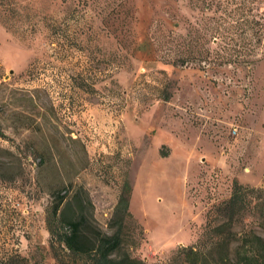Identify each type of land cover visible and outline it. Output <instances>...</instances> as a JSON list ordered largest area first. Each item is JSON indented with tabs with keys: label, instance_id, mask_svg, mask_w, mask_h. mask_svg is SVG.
Wrapping results in <instances>:
<instances>
[{
	"label": "rangeland",
	"instance_id": "1",
	"mask_svg": "<svg viewBox=\"0 0 264 264\" xmlns=\"http://www.w3.org/2000/svg\"><path fill=\"white\" fill-rule=\"evenodd\" d=\"M124 179L151 264L233 180L264 197V0H1L0 260L57 264L56 191L84 190L108 231Z\"/></svg>",
	"mask_w": 264,
	"mask_h": 264
},
{
	"label": "trees",
	"instance_id": "2",
	"mask_svg": "<svg viewBox=\"0 0 264 264\" xmlns=\"http://www.w3.org/2000/svg\"><path fill=\"white\" fill-rule=\"evenodd\" d=\"M129 190L124 179L105 222L108 231L94 221L92 203L84 190L54 193L44 219L57 264H151L131 251L141 226L129 210ZM230 190L226 199L206 212L195 241L176 246L167 262L157 264H264V238L250 227L235 228L245 212L256 214L264 227L261 189L233 180ZM25 263L19 254L0 260V264Z\"/></svg>",
	"mask_w": 264,
	"mask_h": 264
}]
</instances>
